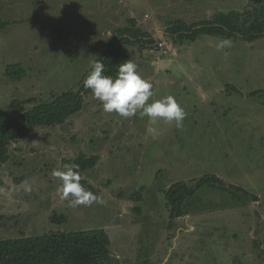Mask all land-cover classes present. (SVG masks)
Segmentation results:
<instances>
[{"label": "rangeland", "instance_id": "rangeland-1", "mask_svg": "<svg viewBox=\"0 0 264 264\" xmlns=\"http://www.w3.org/2000/svg\"><path fill=\"white\" fill-rule=\"evenodd\" d=\"M262 4L0 0V19L11 22L0 30V108L10 113L17 110L14 99L52 101L77 90L116 29L135 18L153 42L125 49L153 85L149 102L172 95L187 113L180 129L139 115L123 118L105 113L91 93L64 124L35 128L14 141L10 161L0 166V238L102 228L115 264H264V37L227 38L232 47L217 50L220 37L176 41L168 33L177 21L191 25ZM14 64L26 71L21 81L5 76ZM80 153L100 157L86 177L101 198L71 207L52 172ZM205 175L248 194L235 200L205 186L190 200L188 214L171 220L164 191L178 182L193 186ZM138 194L140 201L133 198ZM55 213L67 222L51 223Z\"/></svg>", "mask_w": 264, "mask_h": 264}, {"label": "trees", "instance_id": "trees-1", "mask_svg": "<svg viewBox=\"0 0 264 264\" xmlns=\"http://www.w3.org/2000/svg\"><path fill=\"white\" fill-rule=\"evenodd\" d=\"M10 24L11 22L0 19V30H4ZM168 33L176 41L194 42L200 35H207L254 42L264 37V4L259 7L254 6L244 12L217 14L211 20L191 25L177 21L168 29ZM150 38L151 35L148 32L137 26L135 18L129 19L128 25L116 29V36L97 58L103 61L105 74L115 77L118 65L129 60L126 45H148L153 42ZM90 70L77 90L64 92L55 96L52 101L40 102L35 98L24 101L14 99L11 106L16 108V111L9 113L0 108V166L10 161V145L14 141L25 140L35 128L62 125L68 118L83 109L84 96L91 94L83 84ZM5 76L14 81H21L26 77V71L22 64L9 65L6 67ZM31 104L34 105L27 110L21 108L22 105ZM99 160L98 155L88 156L80 153L75 158L63 159L60 168L68 163L79 165L82 176L81 184L100 197L99 189L86 177V172L96 168ZM205 186L215 187L229 193L235 200L241 199L243 194H248L241 187L222 185L214 175L201 177L193 186L178 182L164 191L165 206L170 213V219L175 220L186 216L190 200L196 198L197 191ZM133 198L140 201L141 195H135ZM139 210V207L134 209L138 214ZM50 219L53 224L67 222L66 216L56 213ZM110 247L111 239L106 230L102 228L71 232L51 231L39 236L0 238V264H115L116 261L111 254ZM260 255L264 263V247H261Z\"/></svg>", "mask_w": 264, "mask_h": 264}, {"label": "clouds", "instance_id": "clouds-1", "mask_svg": "<svg viewBox=\"0 0 264 264\" xmlns=\"http://www.w3.org/2000/svg\"><path fill=\"white\" fill-rule=\"evenodd\" d=\"M217 50L232 47L230 39H221L216 45ZM229 53L224 52L225 58ZM106 69L102 60H96L85 78L84 87L100 101L105 113H115L123 118L137 115L148 117L150 121L164 120L175 122V126L183 128L187 113L172 95L151 101L153 85L144 79L132 60H126L118 65L115 77L105 74ZM156 129L149 128L148 132L155 133ZM52 176L60 182L57 189L62 200H67L69 206H91L100 202V197L81 184L82 176L79 165L68 163L59 169H54Z\"/></svg>", "mask_w": 264, "mask_h": 264}]
</instances>
